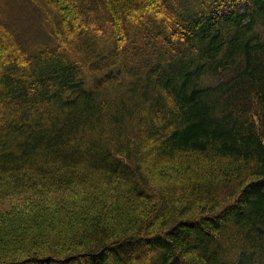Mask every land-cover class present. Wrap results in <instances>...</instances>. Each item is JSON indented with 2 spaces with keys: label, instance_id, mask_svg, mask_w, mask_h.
<instances>
[{
  "label": "trees",
  "instance_id": "obj_1",
  "mask_svg": "<svg viewBox=\"0 0 264 264\" xmlns=\"http://www.w3.org/2000/svg\"><path fill=\"white\" fill-rule=\"evenodd\" d=\"M7 198L0 264H264V0H0Z\"/></svg>",
  "mask_w": 264,
  "mask_h": 264
},
{
  "label": "rangeland",
  "instance_id": "obj_2",
  "mask_svg": "<svg viewBox=\"0 0 264 264\" xmlns=\"http://www.w3.org/2000/svg\"><path fill=\"white\" fill-rule=\"evenodd\" d=\"M19 199L15 198H7V199H0V214L10 210L13 206L18 204Z\"/></svg>",
  "mask_w": 264,
  "mask_h": 264
},
{
  "label": "bare ground",
  "instance_id": "obj_3",
  "mask_svg": "<svg viewBox=\"0 0 264 264\" xmlns=\"http://www.w3.org/2000/svg\"><path fill=\"white\" fill-rule=\"evenodd\" d=\"M242 3V2H241ZM245 5V4H244Z\"/></svg>",
  "mask_w": 264,
  "mask_h": 264
}]
</instances>
